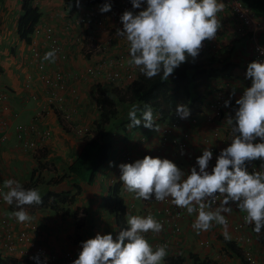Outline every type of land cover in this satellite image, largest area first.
I'll return each mask as SVG.
<instances>
[{
	"label": "crops",
	"instance_id": "1",
	"mask_svg": "<svg viewBox=\"0 0 264 264\" xmlns=\"http://www.w3.org/2000/svg\"><path fill=\"white\" fill-rule=\"evenodd\" d=\"M22 1L2 0L0 10V195L3 198V194L8 191L4 187L6 180H17L21 185H24L30 181L31 174L34 171H36V176L39 175L40 178L37 189L39 188L43 192L41 196L49 191H67L70 195H75V203L70 205L75 215L37 205H27L25 209L28 215L32 217L30 222L37 226L36 230H30L31 235L35 241L48 247L50 254L52 253L56 257L55 261L66 253H71L78 258L82 250L81 242L94 238L97 233H111L115 239L119 232L115 216L104 206V198L108 196L114 184L120 183L121 193L127 205V215L144 217V210L154 207L149 201L136 199L134 193L123 190V184L119 179L121 175L119 165L129 163L126 161L127 155H132L134 161L141 160L145 156H156L158 154L156 152L157 147L161 145V133L158 136V142L152 143L153 136L158 135V132L144 128L143 124L125 130L121 123L129 119H121L123 110L121 108L120 122L113 126L115 127L114 136L116 137H113L114 145L111 148L109 160L97 171L94 179L87 181L88 174H85L82 179L77 175H68L69 167L81 154L85 140L76 138L72 132L65 129L57 113L52 108L47 110L45 117L41 118L38 123V118L35 115L41 106V100L38 101V96H41L42 101L46 97V87L41 77V74L45 71L41 73L35 67L39 61L33 57L29 44L18 35V19L23 11ZM119 1L123 2L125 0ZM34 5L39 7L42 12L41 21L51 20L52 24L57 27L59 36L66 43L68 50V56L62 62V65L68 71L76 74H73L74 77L70 78L69 83L77 87L79 97H73L72 93H64V105H67L68 113L77 112L79 116H85V122L89 121L90 125L94 126L98 119V111L97 116H94L93 111L97 100L95 96V99L90 101L88 95L96 93L97 85H95L93 79L90 81L79 79L77 73H84L85 71L86 74L89 65L95 64L98 57L90 60L86 59L83 56L81 45L76 43L71 38L72 36L64 30L65 25L70 22H73L74 26L75 24L84 26L82 23L84 14L70 18V8L65 0H35ZM97 6L100 7L102 4L94 3L93 7ZM146 7L147 4L145 3V9ZM109 24L108 21V26H112V23ZM115 25L117 27V24ZM112 31L113 29H107L105 36ZM260 37L264 40V30L260 33ZM239 44V42H236L232 47L235 67L230 76L227 77V74L223 73L218 78L228 80L227 97L228 99L231 97L234 104L236 99L240 98L239 91L244 86L247 71V53L242 52L240 54L241 48L237 47ZM240 45L245 48L242 41ZM45 62L49 69H54L55 62ZM104 68L108 69V66L106 65ZM29 76H32V80L27 85ZM105 76L106 74L102 71L99 75L93 77L98 78L100 81L98 84L105 85L101 82V78L105 79ZM90 77L87 74L83 79ZM212 90L214 94V87H212ZM233 92H235L234 96L232 95ZM130 109L126 111L127 114ZM201 115H204L205 119L203 118L200 123L198 120V123H193L191 120L186 119L181 128L190 132L189 145L184 151V155L178 153L179 156L174 159L171 157L172 153H169L168 147H165L163 155L160 154L162 159H168L170 156L169 160L179 165L182 164L183 171L186 174H190L191 168L196 166V158L202 155L204 148L212 149L214 147L217 150H222L229 146L232 140V132H229L228 137L223 136L229 130V125L227 126L224 122L225 119H222L220 124L218 121L211 122L208 120L205 113H200V117ZM195 116L197 117V115ZM32 122L37 124L39 128H48L52 131V136L44 143L46 156L41 161L36 159L33 151L30 149L25 150L20 144L23 141L19 137V126L29 125ZM157 122L162 126L160 120ZM109 126L111 127L112 123ZM215 127L220 128V137L214 135ZM180 130L177 132L180 133ZM4 135H7L5 140H3ZM143 136H146L145 140H143ZM160 152L162 151L160 150ZM110 161L114 162L115 166L110 167ZM37 164H40V167ZM210 165L208 171L211 169ZM248 170L251 173L249 168ZM53 174L58 176L51 179L50 176H53ZM62 175H66L65 178L61 179ZM78 187L80 188L79 191L77 190ZM222 199L221 196L219 202L213 206V210L219 206ZM230 206L232 207L230 214L222 213L226 219L230 220L228 223L229 239H225L223 235L224 226L215 222L208 231L197 234L192 228L197 213L186 214L181 220L182 230L180 233H172L171 228L164 226L163 231L160 233L149 232L144 234L145 238L154 250L156 246H160L161 240L169 239L168 255L163 261L164 264H168V257H184L186 259L185 264H193L190 258L191 254L198 255L201 259L210 258L216 261L217 264H242V261L236 255H233L223 242V240L235 241L237 239L236 243L240 247L245 245L243 239H245L246 234L235 228L237 223L243 221L242 217H244L245 212L240 211L234 203ZM131 207H133L134 213ZM11 208V205L3 201L0 205V220L7 221L10 219L8 211ZM10 221H7L6 226H9ZM18 228H23V225L19 223ZM245 247L242 248L245 249ZM0 253L4 257L11 256L7 252L0 251ZM10 264L12 263L10 262Z\"/></svg>",
	"mask_w": 264,
	"mask_h": 264
},
{
	"label": "clouds",
	"instance_id": "2",
	"mask_svg": "<svg viewBox=\"0 0 264 264\" xmlns=\"http://www.w3.org/2000/svg\"><path fill=\"white\" fill-rule=\"evenodd\" d=\"M131 3L134 9H141L145 0H131ZM146 4V9L139 11L138 14L125 11L121 15L120 21L123 27L116 30V38L124 39L125 46L121 47L119 42L121 40L116 41L111 48L95 55V58L98 57L97 61L107 60L124 53L128 63L139 67L147 79L162 73L161 79L167 81L174 70L187 62L189 57L194 61L199 56L204 41L216 38L217 31L221 28L217 14L223 12L225 3L223 0L219 2L218 0H146ZM111 10L110 3H105L100 8L102 13ZM73 28H75L74 23ZM76 31L72 30V32ZM33 40L34 31L31 40L25 41L32 47ZM40 43L43 46L42 40ZM109 51H113L115 55H111ZM259 51L264 54V48H260ZM56 58V50L53 49L46 52L42 60L54 63ZM246 79L251 81V86L245 88L243 95L236 99V107H232L234 115L232 112L227 113L224 121L231 126V143L216 157V164L211 172L208 169L213 159V152L208 148H204L202 155L196 158V166L191 168L190 174H186L176 163L166 158L145 156L141 160L134 161L132 155H127L131 157V161L126 157L129 163L119 165L121 171L119 179L123 184V190L134 193L136 199L144 201L152 200L153 196L158 202L170 198L172 204L186 209L189 215L197 213L192 224L197 234L208 231L215 222L224 226L225 239L230 237L228 220L222 213L230 214L232 211L230 205L234 203L240 211L247 213L245 221H242L244 226L245 222L254 224L253 230L259 234L264 228V62L249 63ZM122 81L125 83L126 80ZM113 85L121 86L116 83ZM214 89L216 90L215 87ZM232 95L234 96L235 92ZM231 104L230 97L224 102V107L228 108ZM145 109L141 110L138 105H134L129 110L130 123L127 125L129 129L143 124L144 128L159 132L160 127L156 121L160 120L163 128L165 121L174 119L172 113L169 118L161 120L158 114L154 115L150 105H146ZM54 111L58 114V111ZM174 111L183 119L182 126L185 119L190 120L193 116L185 104H177ZM59 119L61 120L60 117ZM61 123L63 124L62 120ZM63 126L72 132L64 124ZM257 138L261 142L254 143ZM5 139L7 135L3 138ZM145 139L146 136H143V140ZM20 144L22 146L23 142ZM43 149L40 156L30 150L41 161L46 156L45 145ZM180 154H185L183 149ZM256 160L261 161L262 171H256L254 168L250 173L248 168L251 170V166L247 167V164ZM109 166H115L114 162L110 161ZM4 187L8 191L3 194V201L9 205L15 202L19 210L14 211L12 216L24 228V223L32 220L24 206L43 204L41 193L38 189H25L19 181L13 179L6 180ZM217 194L223 199L213 210ZM126 220L128 227L120 230L115 239L111 233H97L94 238L81 242L82 250L72 264H163L168 255L167 245H158L154 250L144 235L149 232L160 233L163 231V224L152 215L141 217L126 214ZM247 239L251 240V237ZM42 245L48 249L45 244ZM0 246L3 247L2 244ZM245 248V252L250 249V247ZM41 255L42 253L31 257L20 256L30 258L35 264H42L41 259L43 264H51L47 262L46 256L43 258Z\"/></svg>",
	"mask_w": 264,
	"mask_h": 264
},
{
	"label": "built area",
	"instance_id": "3",
	"mask_svg": "<svg viewBox=\"0 0 264 264\" xmlns=\"http://www.w3.org/2000/svg\"><path fill=\"white\" fill-rule=\"evenodd\" d=\"M145 3L141 9H134L132 3L127 2L120 7L115 15L120 18L125 11H129L131 9L134 12L145 10ZM223 3H225L223 12L217 14V18L221 23V28L217 31V35L214 40H206L203 42L204 46L200 54L215 55L219 52H229L233 49L232 47H234V44L241 40L245 42L244 52L247 53V66L253 61L264 62V54H261L259 51L260 48H264V42L260 37V33L264 30V16L258 15L252 8L247 6L243 0H223ZM100 8L101 6L92 10L93 13L91 15L84 13V17L82 18L84 25L87 27H92L88 28L93 31L91 34V31L88 30V32L90 31V34H87L88 40L86 36H82L84 34H80L73 38L76 43L81 45L83 56L85 58L88 56L91 59H95V55L102 51L108 50L111 48V45L115 44L116 41H122H119L121 47H124L126 44L124 39L118 40V38H116V30L123 27L122 23H118L114 31L109 33L104 41L98 43V41L95 39V36L97 35L96 32L107 31V12L102 13ZM72 26V22L67 23L65 25V29H72ZM71 33L75 32L71 31ZM91 39L93 41H91ZM41 40L43 41V46L42 43H40ZM45 46L48 47L47 50H43L46 49ZM31 48L33 51V57L39 61L35 67L41 73L42 71H45L43 74H41V77L43 84L46 87V99L49 102V105L51 108L58 111L59 117L68 129L79 136H84L87 134L89 129L87 127H79L75 122H73V114L68 113L63 106L65 103V96L63 95L64 93H72V96L75 98L79 97V93L76 86L70 85L69 73L63 69L64 66L62 65V62L68 56L67 45L66 43L63 44L59 40L57 27L52 24L51 20H43L36 26ZM53 49L56 50V60L58 61L55 63V69L50 70L47 66V63L42 60V58L46 52ZM240 54H242V52H240ZM106 65L108 66V69L104 68ZM135 67L134 65H130L128 63L124 53H119L117 56L108 58L107 60H95V64L93 63V65H89L85 75L88 74V76H95L104 71L106 74L105 77L109 83L114 84L117 81L126 80L125 85H127L128 83H131L137 76V69ZM224 73L227 74V77L230 76L229 72ZM31 80L32 76H29L27 85L30 84ZM224 81L225 83L220 85L218 89L216 88L217 90H215V93L209 98L207 104L203 106L205 116L210 121L214 119H225L226 114L229 112L234 114L232 104L228 108L224 107V102L228 100L225 94L228 92L229 87L228 80L225 79ZM250 86L251 81L245 77L244 86L239 91L240 96L243 95L245 88ZM173 117L174 119L172 121H165L163 123V128L161 131V147L156 150L158 154H160L161 148L166 144L172 145L180 151L181 149L185 151L188 148L190 132L180 128L182 127L183 119L179 118L175 111L173 112ZM37 118L39 123L41 117L37 115ZM190 120L193 123H196L197 117L191 116ZM229 128L231 129L230 125ZM178 130H180V133L177 134L176 132ZM18 133L19 137L23 141V148L31 149L39 156L42 155L45 141L52 136V131L50 129L39 128L34 122L30 123L29 125L19 126ZM214 135L218 136L219 132L215 131ZM5 137L6 135L3 138ZM158 154L153 158H160ZM127 159L128 161H131V157H127ZM254 168L256 171H262L260 169V165H252V171ZM220 198L221 196L217 194L216 204L219 202ZM149 202L150 204H153L154 207L145 209L143 213L144 217L152 215L154 219L162 223L163 226L171 228L172 233L181 232V220L187 214L186 209L178 208L172 204L170 198L163 202H158L153 196L152 200H149ZM2 203L3 198L0 195V205ZM131 210L134 213L133 207H131ZM227 220L229 223L230 220ZM243 227V222H239L235 225L236 229H242ZM36 229L37 226L34 225V223L26 222L24 223V228L21 231L15 232L9 226L2 225L0 223V243L7 250L19 253L20 255L31 257L37 253H42L41 257L45 258L46 256L48 263L55 262L56 257L52 253L50 254L44 245L35 241L31 235L30 230L33 231ZM168 243L169 239L161 240L160 246L167 245L168 247ZM246 257L252 264H256V260L251 252L247 251ZM75 259H77L76 256L71 253H66L62 255L60 259H58L56 264H71Z\"/></svg>",
	"mask_w": 264,
	"mask_h": 264
},
{
	"label": "trees",
	"instance_id": "4",
	"mask_svg": "<svg viewBox=\"0 0 264 264\" xmlns=\"http://www.w3.org/2000/svg\"><path fill=\"white\" fill-rule=\"evenodd\" d=\"M88 1L91 3L97 2L102 5L105 3H110L114 6L117 5L116 1L110 0ZM65 2L70 8V18L77 15L75 13L78 12L82 0H65ZM243 2L252 8L258 15L264 16V0H243ZM1 4L2 0H0V10ZM94 9L95 8L92 10ZM22 10L23 12L18 19V34L21 39L30 41L31 34L42 17V12L39 7L34 5L33 0H23ZM238 42L241 44V40ZM242 42L245 45V42ZM240 44L237 47L241 48V52H244V48H242ZM233 57V49L229 52H219L215 55L199 54L194 61L189 57L187 62L174 70V73L167 81L161 79L162 73L152 79H147L138 67L136 78L127 87L98 84L96 87V100L99 114L95 122L97 134L85 137V145L82 152L69 167L68 175H77L82 179L85 174L90 173L91 179L87 181L94 179L97 171L109 160L110 151L114 145L113 137L115 134V127L113 126L119 121L121 108L123 109L121 119L124 118L125 120L128 119L126 111L130 109L129 107H133L134 105H138L141 110H146L145 106L150 105L154 115L158 114L161 120L169 118L174 110H176L177 104L187 105L193 116L198 115V113H204L203 106L207 104L213 93V82H215L223 72L231 73L234 69L235 64ZM86 58L89 57L87 56ZM202 86H204L203 90H201ZM232 107H236L234 101H232ZM122 122L127 123L130 121L126 120ZM110 123H112L111 127L109 126ZM108 136L109 138H107ZM259 142H261L259 138L254 141V143ZM160 147L161 145L158 146L157 149ZM220 152V150L215 151L214 161H210L212 168L215 166L216 157ZM252 165L259 166L261 165V161L256 160L249 162L247 167ZM65 176L66 175H62L61 179L65 178ZM39 183V175L36 176V171H34L31 174L30 181L22 186L25 189H37ZM77 190L79 191L80 188L78 187ZM42 199L43 204L37 206L50 208L52 210H62L75 215L70 205L75 203L76 197L75 195H70L67 191H49L42 196ZM104 206L115 216L119 231L128 227L126 220V214L128 213L127 205L121 193L120 183H116L111 187L108 196L104 198ZM11 207H16L15 202H13ZM253 229L254 224H252V230ZM253 232L256 234L257 239L264 243V228L261 229L259 234L254 230ZM223 242L227 249L242 261V264H252L250 260L247 259L244 249L240 247L236 241L223 240ZM247 251L251 252L253 255L251 248ZM190 258L193 264H217L216 261L210 258L201 259L198 255L194 254H191ZM11 260L13 259L6 256L4 257L0 253V264H10ZM185 261L186 259L184 257L167 258L168 264H185ZM26 262L27 264H35V261L30 258H28ZM41 262L43 264L42 259Z\"/></svg>",
	"mask_w": 264,
	"mask_h": 264
},
{
	"label": "rangeland",
	"instance_id": "5",
	"mask_svg": "<svg viewBox=\"0 0 264 264\" xmlns=\"http://www.w3.org/2000/svg\"><path fill=\"white\" fill-rule=\"evenodd\" d=\"M60 1H63V0H60ZM111 1H116L117 2V5L116 6H114V5H112V10L111 11H109V12H107V19H108V21L110 22V24L112 23V26H108V21H107V19H106V30L108 29V30H114L116 27V25L115 24H117L118 25V23H120L121 24V21H120V18L119 17H117L115 14H116V12L120 9V7L123 5V4H125V3H127V2H131V0H125V1H123V2H121V1H119V0H111ZM95 3V2H94ZM94 3H91L90 1H88V0H82V4H80V8H79V10H78V12H77V15L79 16V15H81L82 13H86L87 15H91L93 12L91 11L94 7H93V5H94ZM98 7V6H97ZM96 8V7H95ZM129 11H132L134 14H138L139 12H134L132 9L131 10H129ZM108 16H110L111 18H109ZM83 23V22H82ZM109 24V25H110ZM78 24H75V28H73V29H64L68 34H70V36H72L71 38H74L75 36H78V35H80V33H82V34H84V35H82L83 37L84 36H88L87 34H90V29H88V28H92V27H87L86 25H84V26H81V25H79V26H77ZM81 26V27H80ZM109 27H112V28H109ZM114 27V28H113ZM72 30H77L75 33H71V31ZM88 30H90L89 32H88ZM81 31V32H80ZM92 32L93 31H91V34H92ZM57 33V32H56ZM97 33V35L95 36V39L98 41V43L99 42H102V41H104V39H105V35H106V31H101V32H96ZM59 34V33H58ZM58 37H59V40L63 43V44H65V42H64V40L58 35ZM87 40H88V37H87ZM91 41H93L92 39H91ZM46 47V49L45 50H47V46H45ZM110 52V54L111 55H115V53L113 52V51H109ZM83 53V52H82ZM100 57H102V56H100ZM86 59H88V60H90V58H86ZM58 61V60H57ZM57 61H55V63L57 62ZM54 63V64H55ZM62 66V65H61ZM63 67V66H62ZM65 67V66H64ZM63 67V69H65L68 73H69V78H72V77H74V75H76V74H74V73H72V72H70V71H68L67 69H66V67L64 68ZM134 67H135V65H134ZM136 69H137V71H138V67H135ZM51 70V69H50ZM74 74V75H73ZM77 76L79 77V79H82V80H85V81H90V80H92L93 79V81H94V83H95V85H98V83H100V81L98 80V78L96 79V78H94L93 76H88V77H90V78H86V79H83V77H85V71H84V73H82V72H79V73H77ZM101 82L102 83H104L106 86H111V85H113V84H111L110 85V83H108V80H106V79H103V78H101ZM116 84H119V85H121L122 87H123V85H125V83L123 82V81H117V82H115ZM124 83V84H123ZM225 83V81L224 80H220V79H217L215 82H213V87H215V88H217V87H220V85H222V84H224ZM128 85V84H127ZM113 86H116V85H113ZM203 87L204 86H202L201 87V90H203ZM217 94V93H216ZM228 95V92L225 94V96H227ZM95 96H96V93H92L91 95H88V99L91 101V100H94L95 99ZM218 96V95H217ZM228 98V97H227ZM39 100H41V102H40V104H41V106H40V109L35 113V115L37 116V115H39L41 118H44L45 117V114H46V112H47V110L49 109V108H51V106L49 105V102L47 101V99H46V97H44V100L42 101V99H41V96H38V101ZM86 101H88V100H86ZM231 103H232V101H231ZM64 106V108H65V110H67V105H63ZM94 107H95V110H94ZM94 107H93V111H94V116H97V111H98V114H99V109H98V106H97V104L95 103L94 104ZM53 109V108H52ZM55 110V109H54ZM68 112V111H67ZM71 114H73V119H74V121L73 122H75L79 127H82V128H88L89 129V132L87 133V134H85L84 136H79V135H77V134H75V133H73L74 135H75V137L77 138H79V139H85V137L87 136V137H89V136H94V135H96L97 133H96V130H95V128H94V126H91L90 125V122L88 121V122H85L84 121V117L82 116V115H78L77 114V112H72ZM199 114V116L197 115V120H198V122L200 123V121H202V119L204 118L205 119V117H204V115H201V117H200V113H198ZM57 116H59V113L57 114ZM201 119V120H200ZM186 120V119H185ZM84 121V122H83ZM213 121V120H212ZM211 121V122H212ZM225 121V120H224ZM120 121H118V122H116V123H119ZM197 122V123H198ZM220 124H221V122H222V119H219V121H218ZM130 122H122V126H123V128L126 130V129H128V127H127V125L129 124ZM158 124H159V122H157ZM209 124H210V122H209ZM217 126V125H216ZM227 126H228V124H227ZM96 127V126H95ZM159 127H160V131L158 132V135H154L153 136V140H152V143H157L158 142V136H159V134L161 133V129H162V126L159 124ZM228 131L226 132V134H223V136H226V137H228L229 136V132H231V129L228 127ZM215 131H217V132H219V135L218 136H216V137H220V135H221V130H220V128H218V127H215ZM112 134V133H111ZM112 137V136H111ZM114 137H116V136H114ZM107 138H109V136L107 137ZM165 147H168V150H169V153H172V155H171V157L172 158H176V157H178L179 155H178V153H180L181 151L180 150H178L176 147H174V146H172V145H168V144H166L165 146H163L162 148H161V151L162 152H160V154L161 155H163V153H164V150H165ZM212 152H213V155H215V151L217 150L216 148H214V147H212ZM221 151V150H220ZM45 152H46V150H45ZM159 154V156L160 157H162L161 155ZM33 155H35V153H33ZM169 158H170V156H169ZM168 158V159H169ZM37 159V158H36ZM213 161H214V156H213V159H212ZM38 161V160H37ZM177 164V163H176ZM209 165H210V163H209ZM37 166L38 167H40V164H37ZM177 166L178 167H180L182 170L184 169V167H183V165L182 164H177ZM211 166V169L209 170V171H211L212 170V165H210ZM55 174H53V176H50V178L51 179H54L56 176H58V175H55ZM50 178H48V179H50ZM88 179H91L90 178V173H88ZM38 190H39V188H38ZM40 191V193H41V195L43 194V192H41V190H39ZM27 206V205H26ZM26 206H24V208H26ZM19 209L17 208V207H15V208H11L10 209V211H8V216H9V218L10 219H8V220H11L10 221V223H9V227L10 228H12L13 229V231H21L22 229H20V228H18V226H19V223L17 222V220L12 216V213L14 212V211H18ZM26 210V209H25ZM247 215V213L245 212L244 214H243V216L244 217H242L243 218V220L245 221V216ZM7 220V221H8ZM7 221H2V220H0V223L2 224V225H7L8 223H7ZM241 232H243V234H246V237H245V239H243V243L245 244H243L244 246H242V247H250L251 249H252V251H253V255H254V258H255V260H256V262H257V264H264V243H262V242H260L258 239H257V236L256 235H254L255 233L253 232V230H252V224H248V223H246L245 222V226H244V228L241 230ZM254 233V234H253ZM1 237V236H0ZM249 237H251V240H248L247 238H249ZM237 240V239H236ZM235 240V241H236ZM203 242V241H202ZM1 244V243H0ZM0 251L1 252H7V254H9V255H11L10 256V258H12L13 260H11L10 262L11 263H17V264H27V259L28 258H25V257H22V256H20L18 253H15V252H12V251H10V250H7L6 248H4V247H2V246H0ZM4 254V253H3ZM227 255H228V253H226ZM4 255H6V254H4ZM15 258H17V259H15ZM164 264V263H163Z\"/></svg>",
	"mask_w": 264,
	"mask_h": 264
}]
</instances>
